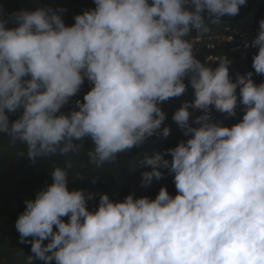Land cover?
Masks as SVG:
<instances>
[{
    "label": "clouds",
    "instance_id": "obj_1",
    "mask_svg": "<svg viewBox=\"0 0 264 264\" xmlns=\"http://www.w3.org/2000/svg\"><path fill=\"white\" fill-rule=\"evenodd\" d=\"M93 3L70 25L61 7L21 8L7 18L0 9V133L24 145L33 164L78 154L88 139L89 163L99 168L154 134L167 137L161 105L186 97L190 85L191 97L172 115L186 139L141 161L150 167L142 187L163 168L176 193L161 186L154 198L115 201L102 193L89 210L93 194L67 187V159L15 220L20 243L30 244L26 264H264V81L255 83L253 71L231 79L228 57L209 66L187 39L206 19L238 15L246 0ZM243 46L257 49L252 69L264 75V18ZM85 79L83 100L61 111ZM237 89L242 118L214 122L212 109L236 116ZM190 109L201 112L191 123Z\"/></svg>",
    "mask_w": 264,
    "mask_h": 264
},
{
    "label": "trees",
    "instance_id": "obj_2",
    "mask_svg": "<svg viewBox=\"0 0 264 264\" xmlns=\"http://www.w3.org/2000/svg\"><path fill=\"white\" fill-rule=\"evenodd\" d=\"M61 7L65 11L62 18L66 25L74 22L73 17L76 13L85 8L94 7L93 0H0V9L2 15L7 18L9 14L18 11L21 8L33 9L36 6ZM264 18V0H246V5L240 7L239 14L234 17H225L219 23H211L207 19L205 25L200 29L193 30L187 37L189 41L192 38L211 36L215 34H229L227 31L240 30L248 32L245 37L235 36L237 42L232 45H216L212 48H206L204 45L197 47L193 45L194 54L201 62L215 67L217 62L224 56L232 62L229 65L230 78L235 80L236 73L243 74L247 71H253V80L255 83L264 81V75L255 74L252 69V55L257 49L249 47L244 48L243 40L249 41L256 35L258 21ZM6 26L12 27L9 22ZM237 47L235 51H229ZM223 48V50H222ZM210 57V58H209ZM215 58V60H211ZM186 85L188 84L185 79ZM91 87L85 79L80 91L70 98L69 102L61 109L67 113L75 107V100H83V95ZM192 88L188 85L187 96L190 98ZM179 97L161 105L166 113V119L162 126L170 128V134L164 137L160 134H154L148 137L140 145L133 147L126 153H120L115 163L105 164L102 167L89 163L87 152L92 148L90 140L85 139L82 142V148L78 154H69L68 157L53 155L38 158L33 164L25 146L17 142L13 144L5 133H0V264H26V258L30 253V244L20 243L19 233L15 228V220L19 213L25 208V199L34 198L35 192L51 182L50 172L54 167H64L65 161L71 159L72 167L68 170L69 190L82 189L87 193H92L93 198L88 200L87 207L94 210L97 206L99 197L102 193L107 194L111 200H122L125 195L134 193L135 196H148L154 198L161 186H165L171 195H175L176 189L173 182V175L166 169L161 168L163 175L157 180L153 178L150 185L141 186V173L150 170V167L141 164L143 158L152 155L154 152L166 154V150L174 147L179 141L185 140L183 132L172 120L173 112L184 98ZM238 104L236 116L229 117L215 109L211 111V117L214 122H220L231 126L237 120L242 118L243 106L239 104V89H237ZM190 123L192 118L201 114L200 110H191ZM19 113L9 114V119H16ZM166 158L171 159L166 155ZM65 221L67 217H64ZM31 239V238H29ZM47 241H45L46 243ZM32 264H44L41 260H33ZM52 264H55L53 261Z\"/></svg>",
    "mask_w": 264,
    "mask_h": 264
},
{
    "label": "rangeland",
    "instance_id": "obj_3",
    "mask_svg": "<svg viewBox=\"0 0 264 264\" xmlns=\"http://www.w3.org/2000/svg\"><path fill=\"white\" fill-rule=\"evenodd\" d=\"M229 34H215L211 36H205V37H198L196 39L192 38L190 41L194 46H197L198 48L204 45L206 48H212L216 45L224 44V48H227V45H232L237 42V39L235 36L238 37H245L248 35V32L240 31V30H234V31H227ZM237 47H234L232 49L228 48L229 51L233 50L235 51ZM223 50V48H222ZM210 58V57H209ZM211 60H215V58H212Z\"/></svg>",
    "mask_w": 264,
    "mask_h": 264
}]
</instances>
